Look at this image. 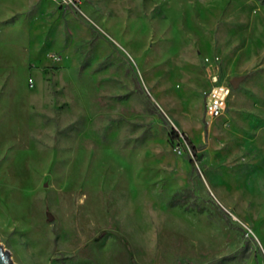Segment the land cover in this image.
Masks as SVG:
<instances>
[{
	"label": "rangeland",
	"instance_id": "rangeland-1",
	"mask_svg": "<svg viewBox=\"0 0 264 264\" xmlns=\"http://www.w3.org/2000/svg\"><path fill=\"white\" fill-rule=\"evenodd\" d=\"M212 75L244 81L207 120ZM0 244L15 264H264V4L0 0Z\"/></svg>",
	"mask_w": 264,
	"mask_h": 264
},
{
	"label": "built area",
	"instance_id": "built-area-1",
	"mask_svg": "<svg viewBox=\"0 0 264 264\" xmlns=\"http://www.w3.org/2000/svg\"><path fill=\"white\" fill-rule=\"evenodd\" d=\"M232 89L231 85L223 83L218 75L210 77V86L204 98V113L207 120H216L224 115Z\"/></svg>",
	"mask_w": 264,
	"mask_h": 264
},
{
	"label": "water",
	"instance_id": "water-1",
	"mask_svg": "<svg viewBox=\"0 0 264 264\" xmlns=\"http://www.w3.org/2000/svg\"><path fill=\"white\" fill-rule=\"evenodd\" d=\"M244 81V78L242 77H237L234 78L230 81V85L231 87L236 90L239 88V86L241 85V83ZM0 264H15L11 257H10V253L8 250H4L3 246L0 244Z\"/></svg>",
	"mask_w": 264,
	"mask_h": 264
},
{
	"label": "trees",
	"instance_id": "trees-1",
	"mask_svg": "<svg viewBox=\"0 0 264 264\" xmlns=\"http://www.w3.org/2000/svg\"><path fill=\"white\" fill-rule=\"evenodd\" d=\"M259 1H261V3H263L264 4V0H259ZM207 133H208V126L207 125H205V134H206V136H207ZM186 139V138H185ZM188 146H189V148L191 149V151L196 155L197 154V151H199V150H201V147H197V146H195L194 144H192V143H188ZM220 211H221V215L223 216V218L227 221V223L229 224V225H231V222H230V219H229V217H228V215L227 214H225L224 212H222V210L220 209V208H218Z\"/></svg>",
	"mask_w": 264,
	"mask_h": 264
}]
</instances>
